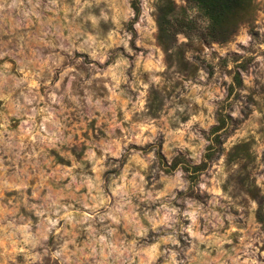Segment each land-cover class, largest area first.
<instances>
[{
  "label": "rangeland",
  "instance_id": "rangeland-1",
  "mask_svg": "<svg viewBox=\"0 0 264 264\" xmlns=\"http://www.w3.org/2000/svg\"><path fill=\"white\" fill-rule=\"evenodd\" d=\"M156 1L0 0V264H264V0Z\"/></svg>",
  "mask_w": 264,
  "mask_h": 264
},
{
  "label": "trees",
  "instance_id": "trees-1",
  "mask_svg": "<svg viewBox=\"0 0 264 264\" xmlns=\"http://www.w3.org/2000/svg\"><path fill=\"white\" fill-rule=\"evenodd\" d=\"M189 1L194 3L200 14L206 19L203 28H196L194 18L186 17L184 9L181 7L177 9L173 0L156 1L157 39L164 48L173 46V41L179 30H193L194 28L208 39L225 41L236 32L242 23L252 18L255 8L254 0ZM132 5L137 9L136 0H132ZM258 213L259 218L264 220V213H260V211Z\"/></svg>",
  "mask_w": 264,
  "mask_h": 264
},
{
  "label": "clouds",
  "instance_id": "clouds-1",
  "mask_svg": "<svg viewBox=\"0 0 264 264\" xmlns=\"http://www.w3.org/2000/svg\"><path fill=\"white\" fill-rule=\"evenodd\" d=\"M2 58H3V57L0 56V59H2ZM49 223H50V225H51L52 227H55V226L57 225L58 221H57V220L49 219ZM57 231H59V229H57ZM103 239H104V237H101V240H103ZM54 255H55V256H59L60 253L57 252V253H54ZM174 256H175V254H173V259H174ZM245 264H247V262H245Z\"/></svg>",
  "mask_w": 264,
  "mask_h": 264
}]
</instances>
